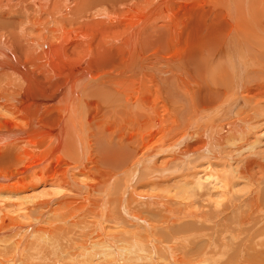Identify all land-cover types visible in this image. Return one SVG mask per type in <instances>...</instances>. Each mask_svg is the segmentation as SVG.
<instances>
[{
  "label": "bare ground",
  "instance_id": "6f19581e",
  "mask_svg": "<svg viewBox=\"0 0 264 264\" xmlns=\"http://www.w3.org/2000/svg\"><path fill=\"white\" fill-rule=\"evenodd\" d=\"M66 5L70 10L63 12ZM153 43L167 50L154 49ZM42 59L50 72L43 83L38 81L43 71H33ZM263 117L264 0H0V228L9 227L0 231V252L7 253L5 264H32L23 254L44 233L43 242L59 239L55 232L62 228L60 252L50 247L60 264H124L121 258L127 264H264V250L251 247L264 239L259 230L253 242L242 241L244 232L236 228L210 234L217 217L164 204L175 196L180 200L171 201L189 206L183 197L204 191L201 206L214 209L215 216L235 205L242 212L254 208L257 218L236 222L254 223L253 233L264 223V173L252 168L257 161L264 167V133L257 134ZM244 129L246 139L230 134ZM226 144L240 160L248 156L244 189L234 188L227 169L190 174L194 166L185 171L187 179L162 181L191 155ZM129 145L135 147L127 150ZM33 168L46 173L38 178L45 184L23 195L22 173ZM140 181L147 183L145 190L134 189ZM76 198L87 205L75 207ZM3 205L13 206L15 217ZM33 205L42 209L28 210ZM161 206L165 217L156 221L162 232L183 219L195 220L172 227L177 237H145L143 227L149 235L153 228L142 210L154 214ZM84 209L90 213L87 225L105 230L102 237L91 230L96 239L82 245L103 258L84 253V247L76 254L81 259L66 250L67 243L71 251L81 243L87 227L70 220ZM112 221L143 227L126 239L114 234L121 230ZM189 242L195 247L183 246ZM176 247H185L184 253L177 254ZM242 249L250 254L241 255Z\"/></svg>",
  "mask_w": 264,
  "mask_h": 264
},
{
  "label": "rangeland",
  "instance_id": "374dc122",
  "mask_svg": "<svg viewBox=\"0 0 264 264\" xmlns=\"http://www.w3.org/2000/svg\"><path fill=\"white\" fill-rule=\"evenodd\" d=\"M69 1H71V0H69ZM69 10H70L69 5H66L63 8L62 11L63 12H68ZM107 22L108 23H111L110 21H107ZM26 28L28 29V32H31V33L33 32V29L30 28L29 25H26ZM70 39L71 38H68V39H66V41H69ZM152 46L154 47V49L157 48V50H159V49H162L163 51H164V49H165V51L167 50L166 48L161 47L158 43H153ZM43 62H44L43 59L40 60V62L38 64L39 67L33 69V71H34L35 74H38L39 71H43V77H41V75L39 74L40 75V78L38 79V81L41 82V83H43L44 81H47V80L50 79V72L47 71L46 67L43 65ZM1 112L3 113L4 116H5V114L11 115L8 111L5 112L2 109H1ZM51 112L55 113L56 111L54 112V110L51 109L50 110V113ZM246 119L249 120L251 118L250 117H247ZM261 119H264V117L261 118ZM262 132L264 133V127H262L259 131H257V134L262 133ZM245 133H246V130L245 129L241 133H239L238 131H236V132H230V134H234V135L238 136L241 139H246V136L247 135H245ZM187 143L188 144H191V141L188 140ZM260 146L264 148V135L261 136ZM134 147L135 146H130L129 145V146L126 147V149L129 150L131 148L133 149ZM231 148H232L231 146H229L228 144H226L225 146L222 145V148L221 149H220V146H217V148H214L215 150L211 148L212 149V151H211V149L209 150L207 148L208 150H204V151H202L200 153H196V155H191L190 158L188 159L187 163L182 164L181 166H178L177 169H176V171L173 174H170L169 176H163L164 179L162 181L165 182V183H169V181H171V180L172 181H177L178 179H180V180L181 179H187L189 173L186 175L185 174V171L186 170L189 171V169L194 168V166H195V169L194 170H191L190 171V174H193L194 172H198V174H201L202 175L204 172H209L210 169H213V170H215L217 172H223L224 169H227V170H230L231 173L234 175L232 181L235 182V184L237 183L234 188H239L240 187L239 190H242V189L245 188L246 183L248 182V178H247L248 177V174L243 171V169H244L243 167L248 164V161L246 160L248 156L246 158H244L243 160H240L239 157L236 154L235 155H232V153H234V151H231ZM137 149L138 148H135L132 151V154H134L136 152L135 153V155H136L137 152H138ZM219 150H220V152H219ZM159 155H161V154H159ZM199 155H202L203 157L200 158V159H198L197 156H199ZM164 156H166V155H164ZM164 156H162V157H164ZM160 160H162V159H159L158 161H160ZM17 165H22L23 166V164H21V163H17ZM260 165H261V163L259 161H257L256 165L253 166L252 168H254L257 171H260V172H263L264 173V167H262ZM207 166H208V168L205 169ZM19 167H21V166H19ZM99 167H100L101 170L107 169V168L102 167L101 165H99ZM52 168H53L52 167V164H50L49 169L51 170ZM107 170H109V169H107ZM202 170H204V172L203 173H200V172H202ZM109 171H111V170H109ZM239 172H241V175L238 177V173ZM22 174L24 175V181H25V184L27 185L21 191L23 193V195H29L30 193H37V191L40 190V189H42V186L45 184V183H43V181L38 180V178H42V176H45L46 173H44L43 175H40L39 170H37V168H33L30 171L27 170V172L24 171ZM250 176L251 177H254V176H257V175H255L254 173H251ZM205 177L206 176H204L203 178H205ZM91 178H92V181L95 180L93 174L91 175ZM52 180H54V179H52ZM132 183H134V181H132ZM30 184H32V185H30ZM190 185L192 187H194V183H191ZM145 186H147V183H144V181H140L136 186H134V189L135 190L136 189L137 190H145V188H146ZM255 189L258 190L259 189V185H257L255 187ZM246 191H247V189H246ZM128 194H130V196H133L134 197V194L131 193V192H129V191H128ZM204 194H205L204 191H202L201 193L196 194L194 196L185 195L183 197L182 201L187 202V204L189 206L179 205V204L171 201V200L179 201L180 199H176L175 196L170 197L171 196L170 194H169L170 196H167L166 195V197H170V200L168 202H165L162 198H161V201L160 200H157V202L158 203L161 202L159 204L162 205V202L164 201L165 202L164 203L165 205H168L171 208H174L175 211H179V212L181 211L182 213H187L189 211H192V212L195 213V215L201 214V215L206 216V218H208V219H212V218L217 217V219L215 220L214 224L209 225V229L208 230H210V234H212L213 231L215 233L217 231V229H219V228L221 229V227H226V228L229 227V228H236L239 231H243L244 232V234H241L242 241L243 240H245V241L248 240L249 242H253V235L258 230L259 231L257 233H258L259 236L260 235H264V223L258 224L255 227L256 230L253 233H251L252 232V228L251 227L254 226V223H252V222L250 224L251 225L250 227H248V225H246V224L244 225L243 222H239V221H238V224L236 226L237 220L239 218H240V220L243 219L244 216H247L248 220H254V218H257L256 216H258V214H254L253 213V212H256L254 210V208H253V210H251V212H248V211H243L242 212L240 206L239 205H235V206H233L231 208V211H229V210L228 211H225L223 208H222V212H219L217 210L219 212V215L218 216H215V214H216L215 212L216 211L214 209H211L209 207L208 208H203L201 206L202 205L201 199L204 198L203 197ZM145 197H147V196H145ZM15 201L16 200H14L13 202L10 201V204L11 203L13 204ZM141 202H143V201H141ZM75 204H76L75 207L78 204H85V205H87L85 202L81 201V199H79V198H76ZM12 207L13 206H11V205H10V207H8L7 205H3V209L5 211L9 209V212H7L8 213V216L13 215L15 217V215H16L15 212L16 211H14L15 208L14 207L12 208ZM35 207H38V208L40 207V209H42L41 208V205H33V206H30L28 208V210H30V208H35ZM142 208H144V207H142ZM24 210H26V209H24ZM164 210H165V207H162V206L161 207H155L154 214H149L145 210H142V214L141 215L142 216H147V217H149V220H151V225L150 226L153 228V232L151 233V235H149L150 231L149 230H146L142 226V224H140V223H138V225L136 227H134V229H133V227H129L128 224L119 225L118 223L112 221L111 224L113 225L114 229L121 230V232L114 233V234L115 235H118L119 237H122V238H126L127 239V238H129L131 236H136L137 233H139V232H133L132 229L135 231L138 228V226L139 227L142 226L143 227V230H141V233L144 234V235L146 234L145 237H148L149 238L151 236V237H159V238L163 239L164 236L167 233H170V230L172 229V227L174 229V228H177L179 226V224H183L184 221L195 220L194 218H186V219H183L182 221H180V222H178L176 224H171V227L170 228H168V226H165L164 227V231L165 232H162L158 228V226H157L158 223H157L156 220L158 218H160V216L162 215V213H163ZM140 211L141 210H138V212H140ZM118 212L120 213V207L118 208ZM87 214H90V213L88 211H85V209H84L80 214H77L75 217L71 218V220H70L71 222H74L76 225H77V223H79V225L80 224H84L87 227L86 230L85 229L82 230L83 232L81 233V235L83 237H82V239L79 240V241H81V243L79 244V246H77L75 248L76 251H71V245L69 243L66 244V245H68V248H66V250H68L69 252L74 253L73 256L74 257L76 256L75 257L76 259H81V257L78 256V255H76V254H78V253L81 254L80 252L84 248L85 249L87 248V245L85 247V245H82L83 244L82 242H85V241L88 242L90 239H94V240L96 239V237H95L94 234L89 233L91 230L95 231L93 225L92 226L91 225H87V223L85 222L88 219V218H86L87 217ZM120 215H121V213H120ZM252 215H254V216H252ZM161 217H165V214H163ZM31 218L32 217H30L29 220H31ZM56 218H58V217H56ZM149 220H147V221L150 222ZM13 221H16V220L12 219V222ZM33 221H35V217L34 216H33ZM6 222H8V221H6ZM44 224H45L44 221L40 222V225L41 226H44ZM57 224H59V223H57ZM61 224H62V226H65L66 225V223H64V222H61ZM105 224H108V223L104 222L103 223V226ZM54 226L59 227L58 225H54ZM57 227H55V228L58 229ZM7 228H9V227H1L0 228V231H5V230H7ZM78 228L79 227H77V228L75 227L74 229L77 230ZM59 229H60V227H59ZM64 229L65 228H62V230H64ZM74 229L71 231L72 233H74V231H75ZM261 229H263V230L260 231ZM14 230H15V228L12 227V224H11V229L9 230V231H11L10 233L13 234L14 233ZM62 230L60 232H58V233H57V231L55 232V235L57 234L56 236L60 235V238L59 239H56V238L51 237L46 242H43L42 241V238L45 235V233H44L41 236V240L38 242V244H36L34 246V248L32 249V251H27L29 253L25 252L23 254L22 259L24 260V262H26V263H32V264H38L37 260L38 259H43L47 264H52V262L55 261L57 259V257L55 255H52L50 247L51 246H53V247L58 246L59 250H57V251L60 252V250H61L60 249V246L63 244V242H61V240H62L61 237L63 236V231ZM66 230H67V228H66ZM104 230H105V228L104 229L102 228L101 231L98 230V231H95V232L98 233V234H100V237H102L103 234H104ZM178 234H176V236H174V234H171L170 233V236L171 237L172 236L177 237ZM15 237H17V235ZM213 237L217 238L216 234ZM191 239H192V237L189 238L188 240H191ZM118 241H116V242H118ZM120 241L125 242L124 240H120ZM263 241H264V239L261 240V241H259V242L254 243L251 247L252 248H255V249L264 250ZM103 242L105 243V241H103ZM54 243H57V244L53 245ZM110 246H113V247H121V245L120 244L118 245L117 243L116 244H114V243L113 244H110ZM183 246H185L187 248L195 247V246H193L192 242H189L188 245H183ZM79 247H80V249H79ZM82 247H84V248L81 249ZM185 247H181V248L180 247H176L177 254H183L184 251H185V249H184ZM87 250H89V248H87L84 251V253L87 252ZM59 252H58V255L60 254ZM261 252H263V251H261ZM0 253H1L0 260L2 261L3 264H5L6 262H4V259L2 257H5L7 255V253L4 252V251H2ZM117 253H118V251L116 252V254ZM87 254L94 256L96 259L103 258V256L100 257V255H98L97 250H93V251L90 250L89 252H87ZM240 254L246 256V255H249L250 252H248V251L244 252L243 249H242L240 251ZM30 256L33 257L32 260H29ZM121 259H122V262L124 264H127L126 259H123V258H121ZM60 262H62V261L57 259L54 264H60Z\"/></svg>",
  "mask_w": 264,
  "mask_h": 264
}]
</instances>
